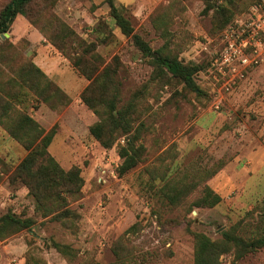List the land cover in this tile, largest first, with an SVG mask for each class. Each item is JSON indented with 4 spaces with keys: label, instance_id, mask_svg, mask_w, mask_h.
<instances>
[{
    "label": "rangeland",
    "instance_id": "rangeland-1",
    "mask_svg": "<svg viewBox=\"0 0 264 264\" xmlns=\"http://www.w3.org/2000/svg\"><path fill=\"white\" fill-rule=\"evenodd\" d=\"M212 1L227 4L226 0ZM234 1L231 19L246 13L256 0ZM114 4L129 20L133 32L152 50L167 43L181 61L200 64L202 68L193 78L203 93L196 95L184 90L175 79L165 84L150 81L151 67L114 25L104 0H51L49 11L74 31L83 46L93 45L91 52L99 54L104 62L117 57L121 101L141 85L147 84L150 91L139 104L145 112L134 125L145 147L144 160L118 176L116 167L120 159L115 147L93 148L88 141V124L97 117L78 99L77 92L84 82L77 83L76 90L68 92L70 97L66 95L65 101L59 93L44 92L41 78L36 79L38 90L31 88L35 79H24L29 63H33L34 51L22 32L26 25L38 30L17 15L6 34L9 45L0 43V97L16 92V97L9 99L10 114L19 110L34 118L35 111L41 108L44 121H55L47 151L63 169L79 167L83 184L78 198L69 199L71 215L67 226L34 215L25 187L8 182L25 151L0 126V214L11 211L36 219L29 231L22 230L0 240V264H27L25 258L31 263L43 260V264L111 262V244L136 220L140 229L127 235L133 247L132 259L127 264H192V237L184 228L185 222H169L173 212L164 214L168 220L159 223L151 211L154 201L148 200L147 193L138 185L143 176L139 173L141 167L170 143L176 152L172 171L197 158L207 168L220 166L205 181L220 195V201L211 208L192 209L185 216L193 220L189 229L216 238L220 230L246 212L252 211L255 216L264 202V61L250 69L242 80L221 89L222 98L215 109L212 101L217 97L220 80L211 62L219 33L210 31L211 10L204 11L203 1L114 0ZM159 6L162 7L154 19L165 25L161 34L154 31L149 20ZM103 22L106 31L98 28ZM83 46L68 48L67 52L80 53ZM63 59L56 68L66 71L68 78L67 74L74 70L68 59ZM54 64L49 66L51 71H56ZM49 105H58L59 109L51 110ZM83 144L87 150L82 149ZM42 238L69 244L76 250L75 258L67 262L53 249L44 248ZM225 260L227 256L222 258ZM238 263L264 264V249L248 254Z\"/></svg>",
    "mask_w": 264,
    "mask_h": 264
},
{
    "label": "trees",
    "instance_id": "trees-1",
    "mask_svg": "<svg viewBox=\"0 0 264 264\" xmlns=\"http://www.w3.org/2000/svg\"><path fill=\"white\" fill-rule=\"evenodd\" d=\"M204 11L211 10L212 33H220L233 19L234 0H226L227 4L212 0H202ZM260 1V0H259ZM108 6V14L114 25L125 38H129L139 56L151 67L150 81L165 84L176 80L182 89L196 95L202 94L194 82V75L201 70L198 63L183 62L177 53H173L167 43L152 50L148 43L133 32L129 20L114 4V0H104ZM254 1L252 4L257 3ZM51 0H4L0 4V41L1 45H9L5 40L7 31L17 15L23 16L34 26L41 36L61 56L68 59L71 68L87 83L78 94L80 102L88 108L97 120L88 126V133L104 149L115 147L120 159L116 167L118 176L134 168L144 160L145 147L134 131V125L141 119L144 108L139 104L149 94L147 84L141 85L132 92L129 98L121 101L120 81L117 77L119 62L117 57L104 62L102 57L93 53L91 44L84 45L74 31L57 18L48 7ZM162 6L154 9L149 20L156 33L165 30L163 23L154 19ZM101 31H106V23L98 24ZM83 46L80 53H68V48ZM75 50V49H74ZM27 76L24 79H35L31 88L38 90L37 80L44 81L43 91L59 93L66 101V94L49 79L34 63H29ZM40 93V92H39ZM16 97V92L0 97V126L14 140L25 154L14 166L8 177L10 184L18 183L25 187L26 195L31 199L34 215L43 220L61 222L67 226V218L71 215L68 208L69 199L78 198L83 179L80 168L70 166L63 169L49 154L47 147L54 134V125L44 130L28 114L15 110L8 112L9 99ZM47 96L43 97L46 101ZM58 105H49L51 110H58ZM174 144L170 143L152 161L143 165L139 171L142 177L138 180L139 189L146 192L147 199L153 200V211L159 223L168 220L164 214L175 213L169 222L178 224L185 222L184 228L192 237V264H239L238 261L254 252L264 249V202L259 212L253 216L246 212L238 221L219 231L216 238H210L201 231L189 229L193 220L185 217L194 208H211L220 201V196L206 183L220 168L219 164L207 168L199 158L190 161L181 168L172 171L175 160ZM180 217V218H179ZM36 219L6 211L0 214V240H4L22 230H30ZM140 229V222L134 221L111 244L114 260L107 263L91 264H127L132 259L133 247L127 235ZM42 246L53 249L67 262L76 256V250L66 243L52 238H42ZM227 256L224 262L222 258ZM27 264H43V260Z\"/></svg>",
    "mask_w": 264,
    "mask_h": 264
},
{
    "label": "built area",
    "instance_id": "built-area-1",
    "mask_svg": "<svg viewBox=\"0 0 264 264\" xmlns=\"http://www.w3.org/2000/svg\"><path fill=\"white\" fill-rule=\"evenodd\" d=\"M264 61V0L252 4L248 11L228 23L216 37L211 65L220 85L212 101L217 109L220 90L242 80L247 72Z\"/></svg>",
    "mask_w": 264,
    "mask_h": 264
},
{
    "label": "crops",
    "instance_id": "crops-1",
    "mask_svg": "<svg viewBox=\"0 0 264 264\" xmlns=\"http://www.w3.org/2000/svg\"><path fill=\"white\" fill-rule=\"evenodd\" d=\"M26 29L22 34H24L25 38L29 41L31 45V49L34 51L33 53V59L32 62L52 81L56 84V86L63 91L66 95L70 97L68 92L73 93L76 90L77 83L84 82V86L87 83V81L79 76L75 71H72V73H68V78L65 77L66 71H59L56 66L58 63H60V60H65L63 57L49 44L45 41V39L35 30L29 27V25H26ZM30 28V29H29ZM55 62V68L56 71H51L49 69L50 65H53ZM82 80V81H81ZM82 89H80L81 91ZM79 91V92H80ZM77 92V94H79ZM37 117H34L33 119L45 130H47L49 127H51L55 121H52L50 123H47V121L43 120L44 118V111L40 108L38 111H35ZM34 113V114H35ZM42 119V120H41ZM41 120V121H40ZM96 121V118H94L88 126ZM88 128V127H87ZM88 141L93 145V148L95 146H98V148H102L96 140H94L91 135L88 136ZM50 145V143H49ZM48 145V147H49ZM90 145V144H89ZM47 147V148H48ZM83 150H87L88 148L82 145ZM90 149V146H89ZM221 178V177H220ZM221 191H225L224 187L221 188ZM218 194V193H217ZM219 195V194H218ZM220 196V195H219Z\"/></svg>",
    "mask_w": 264,
    "mask_h": 264
},
{
    "label": "water",
    "instance_id": "water-1",
    "mask_svg": "<svg viewBox=\"0 0 264 264\" xmlns=\"http://www.w3.org/2000/svg\"><path fill=\"white\" fill-rule=\"evenodd\" d=\"M4 37H5V35L2 34V35H1V38H4Z\"/></svg>",
    "mask_w": 264,
    "mask_h": 264
}]
</instances>
